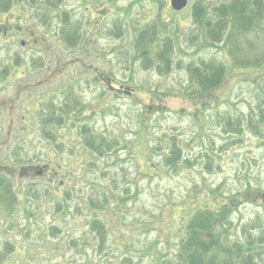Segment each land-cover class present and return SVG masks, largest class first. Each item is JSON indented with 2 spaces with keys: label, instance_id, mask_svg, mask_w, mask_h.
Returning <instances> with one entry per match:
<instances>
[{
  "label": "rangeland",
  "instance_id": "374dc122",
  "mask_svg": "<svg viewBox=\"0 0 264 264\" xmlns=\"http://www.w3.org/2000/svg\"><path fill=\"white\" fill-rule=\"evenodd\" d=\"M170 1L161 0L163 23L171 21L178 32L173 51L182 67L164 73L142 66L140 50L154 46L134 43V28L155 18L159 0H65L61 8L83 30L77 46L85 49L63 41L57 33L66 22L43 5L0 12V26L15 30L4 38L0 33V63L12 64L13 79L2 77L0 97L14 103L13 123L4 113L10 109L0 110V251L6 242L14 249L7 264H169L180 249L184 217L203 204L234 203L224 230L220 226L226 244L247 243L264 228L261 201L242 197L264 191L257 98L264 79L255 63L236 68L206 29H198L191 11L201 0H187L179 11ZM216 3L203 4L213 16ZM114 22L122 25L121 38ZM250 37L255 41L256 34ZM202 59L222 60L230 76L198 117L180 112L175 99L197 92L185 66ZM122 85L133 93L109 88ZM165 92H177L164 97L167 110L152 108L150 99ZM233 113L247 119L238 133L225 125ZM85 138L95 147H86ZM173 138L181 149L176 166L166 161ZM39 167L59 170L58 182L71 181L67 194L50 187L46 176L24 173ZM13 168L18 184L7 173ZM93 216L107 224L105 243L91 229Z\"/></svg>",
  "mask_w": 264,
  "mask_h": 264
},
{
  "label": "trees",
  "instance_id": "16d2710c",
  "mask_svg": "<svg viewBox=\"0 0 264 264\" xmlns=\"http://www.w3.org/2000/svg\"><path fill=\"white\" fill-rule=\"evenodd\" d=\"M64 1L0 0V12L10 13V10H12L15 4H24L26 6L29 4L35 7L43 5L46 9L49 8L51 12L55 13L52 15L53 17H58L60 20L66 22L63 24V30L57 33L62 37L63 41L70 44L69 47L71 48L78 47L77 49H85L86 47L84 46H77L82 41L83 30L77 27L78 24L71 21L67 13L61 8V4ZM159 2L156 6L155 18L151 21L144 20L145 23L140 22V27L134 28L137 30L134 43L135 46H154L152 49L140 50V58L143 62L142 66L147 69L153 67L161 73H164L165 71L172 70L177 65L182 67V60L176 59V49L173 51L177 37L179 39L178 32L168 19L166 23H163V20H165L163 12L164 6L161 0ZM205 2L206 0H201V4L199 3L192 7L191 15L198 29H206L208 36L216 40L215 42H218L224 48L236 68L246 69L248 65L253 66L255 63L257 65L255 73H258L256 76L264 79V0H217V3L212 9L214 16L209 12V6L203 5ZM104 5L106 6L107 3ZM45 11L47 12V10ZM30 29L32 30V28ZM262 29L263 31L259 33ZM1 31L3 30L0 26V33ZM114 31L116 37H122V25L120 23L114 22ZM251 33L256 34L255 41L250 37ZM19 60L20 58L16 59V61ZM11 65L7 61L0 63V82H2L1 80H3L2 77L4 75L8 76L11 74ZM185 71L189 74L191 87L194 86L197 92L194 91L192 93L193 95L188 94V92L181 93L180 97L175 99L178 103V105L175 104V107H179L180 112L182 110L193 111L190 114L193 116L198 114L197 116L199 117L205 110L209 111L210 106L208 105L213 104L218 98L215 95V91L228 80L230 70L228 69V65L222 60L202 59L196 64H187ZM238 73L243 75V78H246L247 74L245 73L249 72L242 70ZM176 93L165 92V96H154L153 99H150L151 102H155L153 106L151 105L152 108L167 110V99L164 97L167 95L173 96ZM257 98L258 107H261L260 113L262 117L260 123H264V110H262V106H264V95L259 94ZM151 106L148 107L151 108ZM172 106L174 105L172 104ZM13 113L14 110L8 111L9 115L12 114V117H9V123H13L14 121ZM227 117L228 120H225V125H228L231 129L234 128L231 131H235L236 133L241 128L239 125H242L244 120H247L242 117L241 119L243 121L240 122L241 119L235 118L234 113L232 116L228 114ZM234 119L236 120L235 124ZM51 121L47 120L46 124ZM43 134L49 140H55L54 135H50V131H43ZM174 138H176V135ZM174 138L170 140V144L167 146L171 150H168L170 153L166 161L176 166L181 159V149ZM85 145L92 149L96 144L91 139L85 138ZM0 168L4 167L0 164ZM37 171L38 173L34 170H27L24 173L31 172L27 176L32 179L45 178L46 176L49 179L48 184L50 187L55 191L64 190L66 191L64 194H67V190L72 184H70L71 181L69 180H61L59 182L55 180L58 178L59 170L55 172L53 170H49V172L46 170H42L41 172H39L40 170ZM7 173L12 175L13 183L14 181L16 183L17 177L14 168L13 170L10 169V172ZM21 178L26 177L22 175ZM242 197L249 201L254 200L257 202V200H260L261 203L259 205L264 210V191H258L257 189L252 191L247 190L242 194ZM234 206L232 201L226 202L218 209L203 204L191 215L184 217L183 224H181L183 227L180 235V249L176 260L174 262L172 260L169 264H264V228L259 226L261 229L259 234L256 236L250 235L247 240L248 242L244 244L239 242L226 244L222 240L221 233L225 228L224 224L229 220L231 211H234ZM57 207L59 208L58 211H63L64 205L61 208V204L58 202ZM92 220V231H96L97 236L100 235V239L105 243L104 235L108 232L106 222L102 218H94V216ZM221 225L223 226V230H220ZM12 252H14L13 244L6 242L4 249L0 251V264H7L9 259L8 254Z\"/></svg>",
  "mask_w": 264,
  "mask_h": 264
},
{
  "label": "flooded vegetation",
  "instance_id": "af4514ba",
  "mask_svg": "<svg viewBox=\"0 0 264 264\" xmlns=\"http://www.w3.org/2000/svg\"><path fill=\"white\" fill-rule=\"evenodd\" d=\"M1 28H2V30L3 31H1L3 34H2V38H4L7 34H10L11 33V31H15L14 29H13V26H10V25H8V24H4L3 26H1ZM24 34H25V32H24ZM23 44V43H22ZM24 44H26V42H24ZM8 77H9V82H11L13 79L11 78V74L10 75H8ZM123 91V90H122ZM1 94H3L2 92H0ZM13 108H14V103L13 102H10L9 104L7 103V100H5V98H3V97H0V110H3V109H6V110H8V109H10V110H13ZM4 113H8V111H6V112H4ZM0 120H1V122H2V119H1V117H0Z\"/></svg>",
  "mask_w": 264,
  "mask_h": 264
},
{
  "label": "water",
  "instance_id": "95a60500",
  "mask_svg": "<svg viewBox=\"0 0 264 264\" xmlns=\"http://www.w3.org/2000/svg\"><path fill=\"white\" fill-rule=\"evenodd\" d=\"M171 5L175 10H182L187 6V0H171Z\"/></svg>",
  "mask_w": 264,
  "mask_h": 264
}]
</instances>
